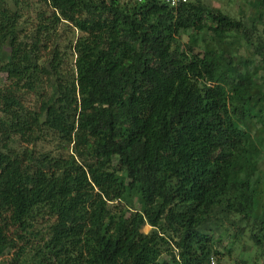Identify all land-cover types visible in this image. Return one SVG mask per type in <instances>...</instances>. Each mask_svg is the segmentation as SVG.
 I'll return each mask as SVG.
<instances>
[{"label":"trees","instance_id":"16d2710c","mask_svg":"<svg viewBox=\"0 0 264 264\" xmlns=\"http://www.w3.org/2000/svg\"><path fill=\"white\" fill-rule=\"evenodd\" d=\"M34 3L0 0L5 264H207L242 235L263 264L264 0L250 26L202 0Z\"/></svg>","mask_w":264,"mask_h":264},{"label":"rangeland","instance_id":"374dc122","mask_svg":"<svg viewBox=\"0 0 264 264\" xmlns=\"http://www.w3.org/2000/svg\"><path fill=\"white\" fill-rule=\"evenodd\" d=\"M32 6H29V10L26 8V15L30 14L31 16L34 15V6H36V3H34L35 0H30ZM205 4L208 6H214L219 7L221 10L227 12L232 17H239L243 16L244 21L247 26H250L251 20L255 19V15L257 12H259V0H202ZM28 8V7H27ZM256 20V19H255ZM256 24H259V21H255ZM60 30H62L63 35L66 37V39L71 38V35L74 33L77 35L79 34V31L74 30L72 26L70 25H62ZM204 36L210 39L209 33H206ZM182 41L184 42L186 40V35H182L181 37ZM231 47V52L234 56H250V47H247V45L244 43L243 40L238 39V42L234 46ZM71 56H68V64L70 63ZM250 70L253 72L258 73V75H262L263 73L256 67V65H251ZM6 82L5 74L0 73V85H3ZM29 97V100L35 101L37 95L34 93H29L27 95ZM16 148L24 147L26 144H20L18 142L14 143ZM32 145L30 142L27 143V146L30 147ZM43 146H48L44 144ZM150 229L149 225H145L142 228V231L147 232ZM251 243L247 240V237L245 235L241 236V239L238 242L231 243L229 238L223 239L222 244L218 246V249L223 252V255L218 256V264H260L261 258H259L257 255L258 251L256 248L251 245ZM242 249H244L243 254L241 253ZM226 250H230V252H226ZM12 250H7L3 253V255L0 257V264H5L6 261L11 257ZM246 260V261H243ZM264 264V258L262 259Z\"/></svg>","mask_w":264,"mask_h":264},{"label":"built area","instance_id":"2783aa9c","mask_svg":"<svg viewBox=\"0 0 264 264\" xmlns=\"http://www.w3.org/2000/svg\"><path fill=\"white\" fill-rule=\"evenodd\" d=\"M136 1H142V0H136ZM160 2L166 3L170 6H176L179 3L187 2L188 0H158ZM207 264H217L214 257H210Z\"/></svg>","mask_w":264,"mask_h":264}]
</instances>
